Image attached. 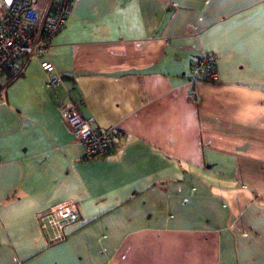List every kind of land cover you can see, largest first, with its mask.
<instances>
[{"label": "crops", "instance_id": "0c3cea01", "mask_svg": "<svg viewBox=\"0 0 264 264\" xmlns=\"http://www.w3.org/2000/svg\"><path fill=\"white\" fill-rule=\"evenodd\" d=\"M203 51L220 80L191 100ZM49 58L84 117L126 133L80 159L27 62L0 92V264H264V0H73ZM68 199L79 222L47 244L36 215Z\"/></svg>", "mask_w": 264, "mask_h": 264}, {"label": "built area", "instance_id": "2783aa9c", "mask_svg": "<svg viewBox=\"0 0 264 264\" xmlns=\"http://www.w3.org/2000/svg\"><path fill=\"white\" fill-rule=\"evenodd\" d=\"M72 7L73 0H57L51 9L38 7L32 0H13L6 12L0 14V77L6 76L0 83V92L24 72L32 57H39L42 69L49 74L46 88L82 146L80 159L91 160L111 154L116 140L126 132L119 126L96 128L94 120L84 117L78 104L63 91V76L49 58V46L64 27ZM219 80L216 54L203 51L193 57L188 77L191 100L197 99L196 85L199 82ZM79 218L74 199L55 204L36 215L47 244L64 241Z\"/></svg>", "mask_w": 264, "mask_h": 264}]
</instances>
